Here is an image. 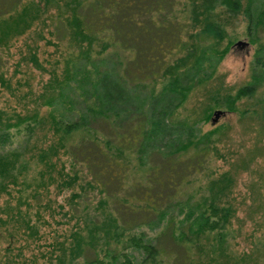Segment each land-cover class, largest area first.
<instances>
[{"label":"rangeland","instance_id":"1","mask_svg":"<svg viewBox=\"0 0 264 264\" xmlns=\"http://www.w3.org/2000/svg\"><path fill=\"white\" fill-rule=\"evenodd\" d=\"M241 4L238 12L220 13L218 16L225 29L218 48L227 46L226 51L221 58H217L216 54H205L184 75L183 83L187 86L190 84V87H187L186 98L181 103L176 104V93L164 92V80L158 78L155 82L148 81L136 95H124L116 101L117 109L114 110L120 114L115 116L116 123L115 117L110 120L112 124H109L101 116H98L100 119L90 122L93 127H98L100 134L113 138L115 136L117 140L120 139L119 133H127L131 125H136L135 122H139L141 127L143 121L145 125L155 129V132L151 131V137L142 133L137 135L134 146L138 152L134 155L141 154L142 160L138 162L137 156L131 158L132 164L121 188L111 179L100 190L101 187L95 183L96 178L93 177L96 174L93 173L95 167L91 165L88 168L89 164L78 159L91 143L83 139V136L76 139L77 145L67 152L60 149L52 157L56 162L50 172L34 156L38 146L45 142L43 136L51 133L47 131V121L36 129L26 144V135L16 132L15 128H10L7 138L0 136L1 151L18 147L25 151L26 157L33 154L29 166L22 170L23 175L33 184L26 187L23 195L34 188L41 194L39 203L33 201L30 209L38 233L35 237L26 233L18 234L19 237L14 242V248L24 247L23 254L26 257L21 259L27 260L19 264H45L53 251L56 254L64 252V260L67 261L70 259L69 246L74 242L73 232L80 231L88 240L91 219L98 222L108 213L116 215L125 228L118 227L119 240L112 238L111 245L117 249L133 251L131 245L125 243L129 234L138 235L143 232L145 239L153 240L163 228L168 229L167 225L169 228L172 225L176 227L187 210V196L195 198L200 190L198 185H206L210 177L218 176L222 172L231 177L230 191L226 199L233 211L227 224L222 251L216 245L213 248L210 246L214 239L209 235L208 240L203 239L205 251L197 250L194 257L196 260H204L205 264H264V69L253 65L254 57L264 58V14L260 22H254L257 17L255 13L260 7H264V0H254L251 4L253 21L249 32L247 16L243 12L244 1L241 0ZM45 7L40 17L23 34L12 38L8 47H0V74L4 79L2 81L0 78V107L8 113L21 116L37 111L40 116L48 118L50 111L57 117L70 119L76 117L90 101H85L87 97L84 94L77 95L74 90L71 92L66 88L63 99L69 100L64 103L60 97L53 105L43 101L51 92L48 81L53 68L57 78H62L67 64L74 71H78L82 63L75 62L72 66L70 62L78 54V47L68 39L58 40L55 35V19L59 9L54 1L47 2ZM236 40H243L246 45L236 46ZM33 51L44 68L36 66L29 59V53ZM193 60L190 59L189 65ZM97 67L102 70V74L108 75L97 84V88L103 89L114 67L108 60L100 61ZM250 82L255 83L253 95L235 101V108L232 110L226 108L224 96L233 93L238 86ZM216 109L222 110V113L213 122L211 120ZM210 110V118L206 120L205 115ZM127 116H132L134 121L129 122L130 117L127 119ZM215 126H219L220 130L211 134L214 148L205 156L201 170H191L192 175L182 189L176 192L164 182L151 181L146 184V181H142L146 177H142L143 172L151 174L153 165L158 162L163 164L165 159L173 158L176 153L181 152L176 149L185 141L188 132L192 130L198 135ZM136 130L139 132L140 128ZM194 150L193 147H188L185 151L190 159L173 161L178 166L176 168H179L174 173L175 180L182 173V167L192 168L195 164ZM59 171H67L69 175L76 174L78 178L72 186L59 191L56 183L63 179L58 174ZM49 173L56 180H50L46 188L43 185L37 186L36 182L42 178L48 182ZM161 173L166 175V170ZM87 181L95 184L89 186ZM47 200L50 206L44 204ZM166 208L170 216L172 215L168 222L159 216V212ZM161 236L160 241L170 246L166 234ZM61 245L62 249H59ZM93 256L90 245L85 244L81 255L74 258V264L84 263Z\"/></svg>","mask_w":264,"mask_h":264},{"label":"trees","instance_id":"2","mask_svg":"<svg viewBox=\"0 0 264 264\" xmlns=\"http://www.w3.org/2000/svg\"><path fill=\"white\" fill-rule=\"evenodd\" d=\"M50 1H54L59 9L55 19V35L58 40L68 39L78 47L79 52L70 63L74 66L75 62H80L82 66L74 71L67 64L62 78H57L53 68L48 81L51 92L43 103L53 105L57 98L63 99L66 88L71 92L74 90L77 95L84 94L87 97L85 101H90L76 117L70 119L57 117L50 111L48 118L40 116L37 111L21 116L8 113L0 107V136L7 138L10 128H15L16 132L26 135V144L36 129L47 121V131L51 133L43 136L45 142L38 146L34 156L49 168L48 172L55 166L56 159L53 160L52 157L60 149L67 152L77 145L76 139L83 136V139L91 143L78 159L89 164L88 168L91 165L95 167L93 173L96 174L93 177L96 178L95 183L101 187L100 190L111 179L121 188L132 164L131 158L137 156L138 162L142 160L141 154L134 155L138 152L134 146L137 135L142 133L151 137L150 133L155 132V129L145 125L143 121L141 127L139 122H135L136 125H131L127 133L120 132V139L117 140L115 136L113 138L100 134L98 127H93L90 122L100 119L98 116H101L112 124L110 120L120 115L114 110L117 109L116 101L124 95H136L148 81L155 82L158 78L164 80V92L176 93V104L181 103L186 98L187 87H190V84L184 85V75L205 54H216L217 58H221L226 51L227 46L218 48L225 35L223 22L218 16L220 13L238 12L242 6L241 0H45L44 3L38 0H0V47H8L12 38L23 34L40 17L41 12L46 9V3ZM242 1L245 4L243 12L247 16L249 32L253 21L250 9L254 0ZM255 14L257 17L254 22H260L264 7H260ZM191 58L194 60L189 65ZM29 59L36 66L44 68L34 51L29 53ZM103 60L111 62L114 68L108 83L103 89H99V81L108 76L102 74V70L97 67ZM253 65L264 69V58L254 57ZM0 78L4 81L2 74ZM254 90L253 82L238 86L233 93L224 96L225 107L234 109L235 101L252 96ZM66 100L69 99H63V103ZM104 101L106 104H103ZM210 115L211 110L205 115V119L208 120ZM129 117V122L134 121L132 116H127V119ZM219 130L220 127L215 126L198 135L191 130L176 149L181 152L176 153L173 158L165 159L163 164L158 162L153 165L151 174L143 172L142 177H146L142 181H146V184L151 181L164 182L176 192L179 191L189 181L193 170H201L205 156L214 148L211 134ZM188 147L195 149V164L192 168L182 167V173L175 180L174 173L179 168H176L178 166L173 161L190 159L185 154ZM30 158L33 159V154L26 157L22 148L0 150V264L26 262L27 260L21 259L26 257L23 254L24 247L14 248V242L17 241L18 234L26 233L35 237L38 233L30 209L33 201L39 203L41 194L34 188L23 195L26 187L33 184L22 173L29 166ZM163 170H166L164 176L161 173ZM58 174L63 178L56 183L59 191L72 186L78 178L76 174L69 175L67 171H59ZM64 174L67 176L64 177ZM47 180L48 182L42 178L36 185L46 188L49 181L56 180V177L49 173ZM95 183L87 181L89 186ZM230 184L231 177L222 172L218 176L210 177L206 185H198L200 190L196 197L187 196V210L176 227L172 225L169 228L167 225V230L162 227L164 230L156 234L154 241L145 239L143 232L138 235L129 234L125 243L131 245L133 251L117 249L111 245L112 238L119 240L118 227L124 228L116 215L108 213L98 222H93L90 218L92 225L88 226V240L80 231L73 232L74 242L69 246L70 259L65 261L64 252L56 254L53 251L45 264H74V258L81 255L85 244L90 245L94 256L81 264H205L204 260H196L194 254L197 250H204L203 239L208 240L209 235L214 239L210 246L213 248L216 245L222 251L227 224L233 213L226 199ZM44 204L50 206L48 200ZM35 212L37 214L38 211ZM159 216L168 222L172 215L170 216L166 208L159 212ZM164 234L169 239L170 246L160 241ZM59 249H62V245Z\"/></svg>","mask_w":264,"mask_h":264},{"label":"water","instance_id":"3","mask_svg":"<svg viewBox=\"0 0 264 264\" xmlns=\"http://www.w3.org/2000/svg\"><path fill=\"white\" fill-rule=\"evenodd\" d=\"M234 45H236V46H241V45H246V42L245 41H243V40H236L235 42H234ZM220 113H222V110H220V109H216L215 111H214V113H213V120H216V118L218 117V115L220 114Z\"/></svg>","mask_w":264,"mask_h":264}]
</instances>
